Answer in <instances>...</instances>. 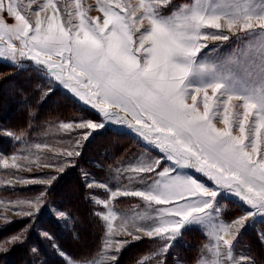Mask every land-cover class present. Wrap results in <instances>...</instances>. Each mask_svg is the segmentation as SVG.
Wrapping results in <instances>:
<instances>
[{
    "label": "rangeland",
    "instance_id": "374dc122",
    "mask_svg": "<svg viewBox=\"0 0 264 264\" xmlns=\"http://www.w3.org/2000/svg\"><path fill=\"white\" fill-rule=\"evenodd\" d=\"M149 3L154 5L158 18H168L185 7L196 5L197 0H0V22H3L0 25V36L3 37L0 39V61L7 62L16 69L27 68L40 73L46 80L45 91L58 89L75 99L83 111L86 110L70 120H49L30 137H27V134L13 133L0 126V135L11 138L12 146L15 147L10 153L0 151V229L24 218H30L31 222H34L35 217L42 211L53 214L68 226L71 223L70 216L53 205L51 198L47 196V191L54 180L68 168L78 166L82 172L83 182L90 191L88 198L96 207L104 232L97 254L90 259L75 260L59 247L50 232L39 228L41 236L49 240L47 246L50 247L51 255L61 258L65 264H115L126 247L142 239H152L154 242L135 264H165L170 254L174 257L169 264H264V209L253 207L226 188H218L208 177L194 168L184 167L169 160L164 152L142 137L133 127L119 121L116 116H104L99 110L80 100L62 82L55 79L46 65L39 64L27 56H21L20 50L27 52L28 49L23 47L20 39L13 37L9 40L10 29L19 23L14 15L8 12L9 4H12L15 11L24 16L31 25L30 35L37 20L46 27L48 21L54 18L66 30L71 29L73 34L79 31L81 20L85 24L94 21L102 25L104 11L101 5L103 4L110 5L113 11L127 16L130 34L133 36V47L138 48L140 35L151 26L149 19L143 16L144 9L141 7ZM209 3H237L241 10L247 7L257 12L264 8V0H209ZM117 4L120 5L119 8L116 7ZM129 13L132 15L129 16ZM221 23L224 24L225 21ZM202 31L223 32L229 38L226 41L202 40L207 46L190 58V74L184 82L186 89L191 91L215 82H222L225 85L223 91L240 94L245 89L257 88L264 83L255 75L259 62L257 61V65L253 63L261 42H264V35L259 33L258 29L254 33H246L235 29L230 31L225 26L221 29L205 28ZM9 43L17 49L15 58L8 49ZM147 46L145 43V48ZM135 55L140 59L145 52L141 50ZM207 94L212 97L210 105L219 104L217 112L212 114L214 126L225 129L228 126L224 124V105L219 101H226L227 97L220 96V93L213 97L211 89L207 90ZM185 102L189 105L195 104L197 110L203 113V93L196 96L195 102L192 101L191 95ZM227 107L229 118L233 121L231 134L239 136L241 135L239 121L244 120L243 100L234 98L227 101ZM109 111L117 112L119 116L126 117L135 124L130 113L112 108H109ZM81 122H93L100 126L95 130L76 127ZM261 122L264 121L259 120L256 110H250L248 119L244 120V135L249 138L255 136V128ZM63 124H71L72 127L66 129ZM104 132L107 134L106 137H111L110 142L113 144L109 149L104 148L101 151L99 159L91 158L99 167L98 173H93L87 167L78 164L87 147L93 146L94 137H100ZM85 136L87 139H84ZM259 146L264 148V143ZM69 151L79 154L68 156ZM157 161L159 166L156 167L155 173L143 174L134 171L141 164L150 167L156 165ZM165 169L172 170V175L192 177L205 188L217 192L214 199L208 198L211 207L206 210L205 215L184 223L171 240L146 235V226L153 221L158 222L159 209L164 206L150 204L140 197L121 194L126 191L148 190L159 178L157 174ZM90 183L92 186L88 187ZM29 187L41 188L30 193L11 194L16 189ZM3 190L9 195L5 196ZM246 216L248 218L235 238H233V233L236 231L234 226L225 235V239L233 240L231 255L228 257L227 246L222 241L217 242L212 229L231 226L235 220ZM31 227L32 225H28L0 242V253L26 236ZM195 232L200 238H194ZM188 234L193 240L190 237L188 240L185 238ZM15 237L19 239H14ZM191 246H193L191 255L184 257L181 249ZM30 249L35 254L34 264H47L35 243ZM189 256L191 261H187Z\"/></svg>",
    "mask_w": 264,
    "mask_h": 264
},
{
    "label": "snow or ice",
    "instance_id": "6c2138e0",
    "mask_svg": "<svg viewBox=\"0 0 264 264\" xmlns=\"http://www.w3.org/2000/svg\"><path fill=\"white\" fill-rule=\"evenodd\" d=\"M141 7L151 26L140 35L138 48L133 47L127 16L103 4L102 25L94 21L85 24L81 20L79 31L73 34L71 29L66 30L54 18L48 21L46 27L37 20L31 35V25L9 4L8 12L19 22L10 29L9 40L13 37L20 39L23 47L28 49L27 52L20 50L21 56L46 65L55 79L80 100L104 116H116L119 121L133 127L164 152L169 160L194 168L218 188H226L253 207L264 209V148L259 146L264 143V122L256 126L255 136L249 138L244 135V120L248 119L250 110H256L259 120L264 121V83L257 88L245 89L240 94L223 91L225 85L222 82L191 91L184 87L190 74V58L207 46L202 40L226 41L229 38L223 32H204L202 29L226 26L230 31L235 29L246 33H254L258 29L264 35V8L257 12L247 7L241 10L237 3L210 4L209 0H197L196 5L185 7L173 16L158 18L153 4ZM8 49L15 58L17 49L11 43ZM141 50L145 55L138 59L135 53ZM257 61L255 75L264 81V42H261L253 63L257 65ZM208 89L212 90L213 97L217 93L227 97L226 101H219L217 97L224 105V124L228 126L225 129H218L212 122V114L217 112L219 104L210 105L212 97L208 96ZM193 92L195 94H191ZM201 93L203 113L197 110L195 104L185 102L189 95L195 102L196 96ZM233 98L243 100L245 109L244 120L239 121V136L231 134L233 121L229 118L227 101ZM109 108L130 113L135 124L117 112H110ZM62 126L66 129L72 127L71 124ZM99 126L93 122L76 125L89 130ZM246 140L249 142L246 143ZM74 154L79 153H67L68 156ZM158 166L159 161L150 167L141 164L134 171L155 173ZM157 175L159 178L148 190L121 194L164 206L159 209L158 222L153 221L146 226V235L171 240L184 223L205 215L211 207L208 198L214 199L217 192L205 188L192 177L172 175L170 169ZM247 218H238L231 226L212 229L217 242L222 241L227 246L228 257L233 240L225 239V235L234 226L235 238Z\"/></svg>",
    "mask_w": 264,
    "mask_h": 264
},
{
    "label": "trees",
    "instance_id": "16d2710c",
    "mask_svg": "<svg viewBox=\"0 0 264 264\" xmlns=\"http://www.w3.org/2000/svg\"><path fill=\"white\" fill-rule=\"evenodd\" d=\"M45 83L46 80L40 73L27 68L16 69L9 63L0 61V126L13 133L27 134L26 136L30 137L49 120H70L86 112L66 93L58 89L45 91ZM106 136L104 132L100 137H94L93 146L87 147L83 152L79 166L83 165L93 173H98L99 167L91 158L99 159L101 151L104 148L109 149L113 144L110 142L111 137ZM12 145L11 138L0 135V151L10 153L15 149ZM40 188L16 189L11 194L30 193L39 191ZM4 191L6 190H3L5 196L9 195ZM89 192L78 166L68 168L54 180L48 188L47 196L51 198L53 205L68 213L71 223L64 225L53 214L42 211L35 217L34 222H31L30 218H24L4 226L0 229V242L28 225H32V229L9 249L0 253V264H34L35 254L30 249L34 243L41 250L47 264H65L61 258L51 255L50 247L47 246L49 240L41 236L39 228L50 232L59 247L75 260L90 259L97 254L104 229L95 205L88 198ZM190 236L188 234L185 238L188 240ZM193 236L198 239L199 234L195 232ZM153 242L152 239H142L131 243L120 253L115 264H135ZM192 247L182 248V255H191ZM171 255L165 264L173 261L174 255ZM187 259L191 261L190 256Z\"/></svg>",
    "mask_w": 264,
    "mask_h": 264
},
{
    "label": "bare ground",
    "instance_id": "6f19581e",
    "mask_svg": "<svg viewBox=\"0 0 264 264\" xmlns=\"http://www.w3.org/2000/svg\"><path fill=\"white\" fill-rule=\"evenodd\" d=\"M234 99V98H233ZM242 110V109H241Z\"/></svg>",
    "mask_w": 264,
    "mask_h": 264
}]
</instances>
